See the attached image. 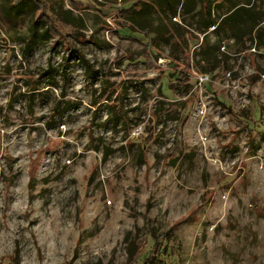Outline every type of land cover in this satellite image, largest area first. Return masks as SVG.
Wrapping results in <instances>:
<instances>
[{"label":"rangeland","instance_id":"rangeland-1","mask_svg":"<svg viewBox=\"0 0 264 264\" xmlns=\"http://www.w3.org/2000/svg\"><path fill=\"white\" fill-rule=\"evenodd\" d=\"M13 1L0 264H264V38L217 44L204 0Z\"/></svg>","mask_w":264,"mask_h":264},{"label":"trees","instance_id":"trees-1","mask_svg":"<svg viewBox=\"0 0 264 264\" xmlns=\"http://www.w3.org/2000/svg\"><path fill=\"white\" fill-rule=\"evenodd\" d=\"M26 1H13L14 4L11 5V8L16 10L19 5L24 4ZM204 2L207 11L215 13L213 23L216 25L217 32H221L225 36L218 39L217 44L222 43L224 40H231L237 45L249 38L254 39L258 46L262 44L264 38V0H258V2L253 0H204ZM39 23L41 22L35 21L34 25ZM41 26L43 38L50 39L49 28L44 23ZM202 43L203 40L200 45ZM108 112L109 116L106 118L105 125L111 123L114 128L117 127L119 116H113L112 110ZM107 153L104 154V159L110 155V153ZM140 158H142L141 154Z\"/></svg>","mask_w":264,"mask_h":264},{"label":"crops","instance_id":"crops-1","mask_svg":"<svg viewBox=\"0 0 264 264\" xmlns=\"http://www.w3.org/2000/svg\"><path fill=\"white\" fill-rule=\"evenodd\" d=\"M156 1V5L158 7H160V11L163 12V13H166L167 11H170V10H173V12H176L177 9H184L185 5H195L198 7L199 6V2H194L193 0H183V2H181V6L178 7L180 4H179V0H155ZM167 2H169L170 4H167L169 5V7L167 5H165ZM176 6V8H175ZM167 8V9H166Z\"/></svg>","mask_w":264,"mask_h":264},{"label":"built area","instance_id":"built-area-1","mask_svg":"<svg viewBox=\"0 0 264 264\" xmlns=\"http://www.w3.org/2000/svg\"><path fill=\"white\" fill-rule=\"evenodd\" d=\"M201 81H203V80H201Z\"/></svg>","mask_w":264,"mask_h":264}]
</instances>
